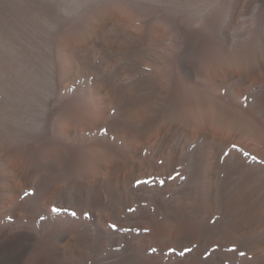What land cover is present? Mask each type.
Wrapping results in <instances>:
<instances>
[{
	"label": "bare ground",
	"instance_id": "bare-ground-1",
	"mask_svg": "<svg viewBox=\"0 0 264 264\" xmlns=\"http://www.w3.org/2000/svg\"><path fill=\"white\" fill-rule=\"evenodd\" d=\"M98 6L83 11L82 22L63 26L49 72L38 60L12 71L8 67L0 80V264L54 259L71 237L51 255L48 239L23 240L26 228L40 214L52 227L49 232L73 225L79 211L87 212L77 209L76 198L92 194L90 211L100 217L108 210L105 194L117 201L129 190L142 189L164 205L160 226L150 236L170 244L189 219L190 202L199 211L215 212L212 196L264 179V165L231 148L236 144L264 160V93L248 100L251 81L264 76L261 26L246 25L244 37L233 45L197 44L191 48L194 59L185 62L183 38L170 22L147 18L145 5L112 0ZM114 19L136 28L129 34L133 53L128 58L136 69L122 73L112 89L103 74L82 67L74 50L96 40ZM237 71L246 74L245 81L232 82ZM69 106L74 109L70 117L63 112ZM178 124L186 138L181 152L171 147L170 133ZM224 151L229 156L221 159ZM219 161L224 166L215 172ZM246 165L251 173L241 184L244 175L233 170ZM137 179L152 182L136 185ZM62 187L71 189L64 205L56 201ZM25 191L31 195L25 197ZM241 202L236 200V209ZM53 205L68 212H52ZM228 234L225 264H264V206Z\"/></svg>",
	"mask_w": 264,
	"mask_h": 264
},
{
	"label": "rangeland",
	"instance_id": "rangeland-1",
	"mask_svg": "<svg viewBox=\"0 0 264 264\" xmlns=\"http://www.w3.org/2000/svg\"><path fill=\"white\" fill-rule=\"evenodd\" d=\"M108 1L112 0H0V80L7 77L5 74L9 69L16 70L14 68L27 64L41 63L43 70L49 72L50 56L56 48V38L61 31L68 28L69 23H77L79 18L82 19L83 11L89 9L94 12L98 5ZM129 1L145 5L143 12L152 21L166 20L174 26L188 51L185 62L194 59V50L191 48L197 44L201 47L215 41L223 46L236 44L237 39L244 35L245 26L253 21L261 26L259 36L264 40V0ZM80 19L79 22H82ZM133 31L136 28L132 24L126 23L124 19H114L96 40L88 45L77 46L74 54L86 71L103 74L109 88L113 89L116 87L115 80L122 73L136 69V66L128 64V58L133 53L129 34ZM245 80L246 74L237 71L232 82ZM251 82L254 88L249 92V101L264 93V76ZM170 135L174 138L171 147H176L181 152L186 139L184 126H173ZM223 166L224 163L219 161L215 164L214 171L219 172ZM250 173L247 165L237 166L233 170L234 175H244L241 184ZM46 174L43 169L41 175ZM227 185L228 183L218 188ZM70 190L69 187L60 188L57 203H67ZM212 198L216 206L215 212L199 211L190 202L187 208L189 219L183 223L182 232L176 241L170 244L159 242L150 236L160 226L159 212L164 205L159 198L138 188L127 191L117 201L105 194L104 205L108 210L101 213L100 217H95L90 211L94 202L92 194L86 200L84 196L79 200L74 199L77 209L86 210L88 215L84 216V212L79 211L73 225L55 227L51 232L49 229L52 227H47V220L40 214L38 222L26 228L23 240L46 238L52 245L53 255L55 247L71 237L54 259L50 257L48 264H225V246L228 244L226 241L230 236V228L247 218L253 210L264 206V179L237 192L229 189ZM238 198L242 202L236 209L235 202ZM112 224H116L117 228L112 229ZM144 228L150 231L146 233ZM262 238L264 239V235ZM193 243L197 247L181 257V245L191 247ZM217 243L220 247H215ZM151 248L157 251L152 252ZM170 248H175V252L169 251ZM205 251L207 255L204 254Z\"/></svg>",
	"mask_w": 264,
	"mask_h": 264
},
{
	"label": "snow or ice",
	"instance_id": "snow-or-ice-1",
	"mask_svg": "<svg viewBox=\"0 0 264 264\" xmlns=\"http://www.w3.org/2000/svg\"><path fill=\"white\" fill-rule=\"evenodd\" d=\"M227 91H228V90L225 88V93H227ZM113 111H115V109H113ZM63 112H64L65 115H67V116L70 117V116L73 114L74 109H73L71 106H69V107L64 108ZM104 131H107V129H104ZM193 147H195V145H193ZM231 148H232L233 150H237V151H239V152H240L245 158L250 159L252 162H255V163H259V164H261V165H264V160H258L257 156H255V155H250L249 152L244 151L243 149H239L238 146H237L236 144H232V145H231ZM228 156H229V152L224 151V152H223V156L221 157V159H223L224 157H228ZM160 163H163V161H161ZM177 175H179V174H177ZM151 182H152L151 180H140V179H137V180L135 181L136 185H146V184H149V183H151ZM159 183H160L161 185H163V184L165 183V181L160 180ZM30 195H31L30 192H28V191H25V192H24V196H25V197H28V196H30ZM51 211H52V212H55V213H59V212H61V211L68 212V209H67V208H63V207H61V206L53 205L52 208H51ZM129 211H132V209H129ZM70 214H71V216H73V217H75V216L77 215V213H76L75 211H72ZM83 215H84V216H87L88 213H87V212H84ZM9 219H11V217H9ZM41 219H43V217H41ZM110 227H111L112 229H116V228H117V225H116V224H112V225H110ZM143 231L147 233V232L150 231V229H148V228H144ZM181 247H183V251H181V252L179 253V255H180L181 257H184L186 253H191V252L193 251V249L197 247V245H196L195 243H193V244L191 245V247L184 246V245H181ZM215 247H220V245L217 243V244H215ZM175 250H176L175 248H170V249H169V251H171V252H175ZM231 250L234 251L235 248H233V249H231ZM150 251H152V252H156L157 249H155V248H151ZM204 254L207 255V251H205ZM241 255H243V253H241Z\"/></svg>",
	"mask_w": 264,
	"mask_h": 264
}]
</instances>
